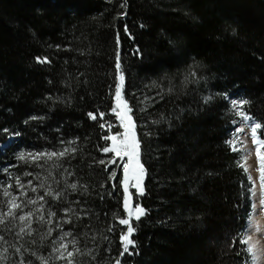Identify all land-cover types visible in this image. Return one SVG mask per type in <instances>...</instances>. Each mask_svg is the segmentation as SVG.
Masks as SVG:
<instances>
[{
  "label": "trees",
  "instance_id": "1",
  "mask_svg": "<svg viewBox=\"0 0 264 264\" xmlns=\"http://www.w3.org/2000/svg\"><path fill=\"white\" fill-rule=\"evenodd\" d=\"M119 74L146 170L122 257L128 217L102 152ZM233 101L264 140V0H0V264H251ZM5 190L17 218L33 212L21 236ZM61 242L72 255L57 262Z\"/></svg>",
  "mask_w": 264,
  "mask_h": 264
},
{
  "label": "snow or ice",
  "instance_id": "2",
  "mask_svg": "<svg viewBox=\"0 0 264 264\" xmlns=\"http://www.w3.org/2000/svg\"><path fill=\"white\" fill-rule=\"evenodd\" d=\"M37 60H38V62L44 63L47 61V57H45L43 60H41L38 57ZM116 61L117 62H116L115 67L117 70H119L121 67L119 53H117ZM119 79L121 81H123L124 77L121 75V76H119ZM114 101H115V107H113L111 109V113H113L115 115V117L118 119L119 126L123 129V131L119 132L117 134H110V135L102 137L104 140L110 141L109 144H107L106 146H104L102 148V152L104 154H108V153L113 154L112 158L108 161L109 165L116 164L117 159H119V161L123 162V178L120 181V184H121L122 193H123V207H124V210H125L128 218H121L118 221L119 225L127 226L126 232H122L120 235V241L122 244V252L120 253V255L122 257L124 253H128L129 255L133 254L130 251V248H135V241L131 238L136 231V229L131 224L133 217L138 222L141 219V217L146 214V210L142 206H140L139 203H136L135 207L133 208V195L134 194L132 191H130V189H135L136 190L135 195L137 197L142 196L144 194L143 180L145 177L146 170H145V168L141 162V159H140V141L137 138V133L135 130L136 129L135 122L132 118V115L130 114L132 109L129 107L127 101L122 98L121 85L120 84H117L115 86ZM232 103L234 106L239 104L242 107L243 104L247 103V101H239V102L233 101ZM238 114L241 117V121L250 122L248 124V126L251 127V131L253 134V142L255 144L256 143V139H255L256 132L258 129L261 128V125L259 123L251 122V118L243 112H240ZM88 116L92 120H95L97 118L91 112L88 113ZM103 116H104V114L100 113L101 119H103ZM234 123H238V122H234ZM101 127L103 128V127H105V125L101 124ZM107 127L110 129L112 127V125L108 124ZM3 131L7 132V129H4ZM241 131H242L241 128L234 129L233 139L238 137L240 135ZM229 142L231 143V141H229ZM69 143H71V141ZM260 144H264V140H261ZM68 151H69V149L65 148L63 151H61L59 153L52 152V153H49L48 155H50V156H57V155L58 156H64L65 153ZM72 151L74 152L75 149H72ZM256 152H257V158H258L259 163L261 164V166H264V155L261 154L259 147L256 148ZM28 155L39 157V156L45 155V153H42V152L41 153H35V154L28 153ZM24 157H25V153L23 151H20L18 153L17 158L23 160ZM99 163L105 164V160L101 159L99 161ZM8 167H12V166H6L5 169H0V171H6ZM25 175L26 176L31 175V173L26 172ZM110 176L112 179H115L116 172L113 171L110 174ZM7 179L10 180L11 177H7ZM262 179H264V176H262ZM17 184L19 185V188H21V189L24 188V185L20 184V181L18 178H17ZM28 184L31 185L32 181H28ZM8 186L10 187L11 185L9 184ZM68 186L72 189L76 188V184H70ZM40 187L43 188L44 185L41 184ZM32 191L36 192L37 189L35 187H33ZM249 192H250L251 196L257 197V203L253 204L252 207L254 209L258 207L260 212H264V188H262V190L259 193H257L256 189H255V184H253L249 188ZM24 194L26 195V193H24ZM4 195L8 196L9 193L5 190ZM44 195L53 196L54 199H59L62 196V193L59 191H57L55 193H53L52 191H46ZM13 199H15V197ZM38 199L43 201L44 196H39ZM34 203H36V200H33V199L27 200V204H34ZM9 204H12V202L9 201ZM12 207L19 208L21 211H23L20 204H12ZM42 207H43V205H41V208ZM10 214L14 215V213H10ZM48 215L54 216L55 213L52 211H49ZM32 216H33V212L28 211L22 215H19L18 219L21 222H24L26 220V217L31 218ZM39 219L40 220L44 219L43 214L40 215ZM2 222L3 221H0V223H2ZM28 223H29V225L31 224L30 219L28 220ZM24 230H25L24 227L20 228L21 233H23ZM257 231H259V230L257 229ZM49 233H51V229H49ZM69 235H70V233L64 232L63 236L61 237V240H63L64 237H67ZM0 239H3V237H0ZM61 247H66V245L62 244ZM17 251H19V249H17ZM53 251L56 252V251H58V249L53 248ZM247 251L249 253H251L253 251L252 247H248ZM68 255L71 256L72 253L69 252ZM70 264H71V262H70ZM117 264H120L119 260L117 261Z\"/></svg>",
  "mask_w": 264,
  "mask_h": 264
},
{
  "label": "rangeland",
  "instance_id": "3",
  "mask_svg": "<svg viewBox=\"0 0 264 264\" xmlns=\"http://www.w3.org/2000/svg\"><path fill=\"white\" fill-rule=\"evenodd\" d=\"M119 76H121V74H119ZM119 76H118V80L116 82V85L117 84L121 85L122 98L124 100H126V97H125V77L122 75L124 77V79H123V81H121L119 79ZM115 86L112 90L113 107H115V101H114ZM127 103H128V101H127ZM128 105H129V103H128ZM129 107H130V105H129ZM239 107L240 106L237 104L236 106H234V109H233L237 113L235 122H238V123H234V127H235V129L241 128L242 131L240 132V135L238 137H236L235 139H233V137H232L230 144H231L232 149L241 155L242 166H243L246 174L248 175L249 186L251 187L253 184H255L256 192L259 193L262 190V188H264V179H262V176H264V166H261V164L258 161L256 148L259 147L261 154L264 155V144H260V141L262 139H260V137H259L258 130H257L256 136H255L256 143L254 144L251 127L248 126V124L250 122L241 121V117L238 114V113H240ZM130 114L132 115V118L134 120L133 112L131 111ZM116 120H117L118 133L122 132L123 129L119 126V121L117 118H116ZM251 122H254V121L251 119ZM110 154H111V157H108L107 162L113 156L112 153H110ZM140 159H141V152H140ZM112 165L114 166L112 172L115 171L116 176H119L118 184L116 185V187H119L121 192H122V187H121L120 181L123 178V162H121V161H119V159H117V163L112 164ZM130 191L134 192L136 190L130 189ZM8 193H9V195L7 197H9V201H11L12 204H17L16 199H13L15 196H12V194L10 192H8ZM122 195H123V193H122ZM134 196L135 195H133V204L135 202ZM251 203H252V205L256 204L257 203V197L251 196ZM12 204H9L10 205L9 215H11L14 218H17L16 214H17L19 208L12 207ZM133 208H134V206H133ZM0 212H1V207H0ZM10 213H14V215H12ZM17 221L20 223H19V228L16 227V232L18 233L19 236H21L22 233L20 232V228L24 227V229H25L24 232L27 231V229H28L27 218L24 222H21L18 218H17ZM257 229L259 231H257ZM245 243L247 245V248L252 247V249H253V251L250 253L251 264H264V212H260L258 207L255 209L252 207L251 218L249 220L246 235H245ZM60 244L66 245V243H64V242H61ZM69 252H70V249L68 248L67 245H66V247L60 246V248L57 251L56 261L62 262V261L67 260V258L69 257V255H68Z\"/></svg>",
  "mask_w": 264,
  "mask_h": 264
}]
</instances>
